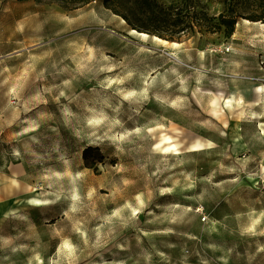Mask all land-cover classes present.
I'll use <instances>...</instances> for the list:
<instances>
[{
    "label": "rangeland",
    "instance_id": "1",
    "mask_svg": "<svg viewBox=\"0 0 264 264\" xmlns=\"http://www.w3.org/2000/svg\"><path fill=\"white\" fill-rule=\"evenodd\" d=\"M159 1L0 0V264H264V0Z\"/></svg>",
    "mask_w": 264,
    "mask_h": 264
},
{
    "label": "trees",
    "instance_id": "2",
    "mask_svg": "<svg viewBox=\"0 0 264 264\" xmlns=\"http://www.w3.org/2000/svg\"><path fill=\"white\" fill-rule=\"evenodd\" d=\"M60 2L69 10L83 7L94 0H54ZM103 4L122 18L131 26L141 32H147L163 39L173 40L179 38L184 30L183 20L179 12L171 6H166L159 0H102ZM228 2V1H227ZM227 4V3H226ZM228 7L218 16H211L202 10L197 17L196 24L200 29L207 31L223 30L231 36L235 31L241 15L228 12ZM259 21L264 19V11L245 17Z\"/></svg>",
    "mask_w": 264,
    "mask_h": 264
},
{
    "label": "bare ground",
    "instance_id": "3",
    "mask_svg": "<svg viewBox=\"0 0 264 264\" xmlns=\"http://www.w3.org/2000/svg\"><path fill=\"white\" fill-rule=\"evenodd\" d=\"M131 32H134V33H137V34H140V35H145V32H141V31H138L136 29H131ZM156 40H159V41H163V42H166L167 40L166 39H163L161 37H158L156 35L153 36ZM175 44H177V42H174ZM228 103V101H227ZM236 130L233 131V134L236 135ZM238 137V136H236ZM213 142L210 141V140H200V139H197L195 141H193L189 147L190 149L192 150H202L204 149L205 147H208L212 144ZM31 201H33L34 203H41V200L40 199H31Z\"/></svg>",
    "mask_w": 264,
    "mask_h": 264
}]
</instances>
